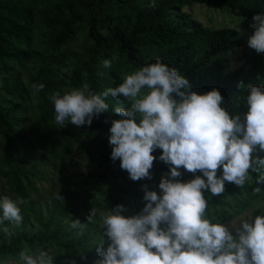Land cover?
I'll use <instances>...</instances> for the list:
<instances>
[{
    "label": "rangeland",
    "instance_id": "obj_1",
    "mask_svg": "<svg viewBox=\"0 0 264 264\" xmlns=\"http://www.w3.org/2000/svg\"><path fill=\"white\" fill-rule=\"evenodd\" d=\"M160 1L0 0V17L4 18L11 17L12 10L24 3L28 6V12L15 20L22 25L20 35L7 27L0 29L12 51L24 55L0 57V107L7 119L0 120V200L8 196L26 201L20 205L23 219L19 226L8 221L0 224V245L15 246L13 253L0 251V264H20L21 251L31 254L36 249L48 251L54 264H94L98 244L106 239L100 213L107 214L121 204L126 209L123 215L138 214L146 203L144 186L160 194L161 177L169 172V166L159 160L160 149L153 153L157 159L150 170L152 179L133 181L120 168V161L111 159L110 128L92 126L97 118L90 126L77 127L66 121V126L61 127L55 122L54 105L49 99L56 91L63 94L87 84L84 73L74 78L82 61L93 63L90 69L96 75L95 84L92 85L90 76L89 85L97 94L118 86L126 75L138 70L140 66L110 41L111 28L113 23L129 22L140 9ZM66 2L83 7L84 19L74 21L65 39L57 43L51 36L53 28L48 19L56 7ZM91 9L93 12L89 13ZM165 11L172 25H179L178 34L165 46L180 45L200 29L233 28L241 37L239 45L212 58L216 66L209 80L233 78L241 93L247 85H238L246 75L259 71L264 80V54H258L247 44L254 31L250 27L252 19L241 12L196 0H167ZM148 39L140 42L141 47L149 43ZM189 52L198 56L203 49L195 51L190 47ZM113 56L117 59L112 67L104 68L103 61ZM39 84L44 88L37 92L35 86ZM106 103H112L113 109L120 103L126 110L129 107L122 97L120 101L108 97ZM113 109L106 120L109 124L121 119ZM107 149L110 157L105 159ZM180 170L181 181L194 178L192 173ZM260 174H264V166L260 172L250 173L243 188L226 182L225 192L219 196L205 192L207 211L214 223L234 230L241 220L264 213V183L255 182ZM257 187L259 192L255 191ZM58 195L63 199H57ZM92 208L97 210V216L88 222L86 217ZM77 219L80 223L73 227ZM44 235L49 237L41 241Z\"/></svg>",
    "mask_w": 264,
    "mask_h": 264
},
{
    "label": "clouds",
    "instance_id": "obj_2",
    "mask_svg": "<svg viewBox=\"0 0 264 264\" xmlns=\"http://www.w3.org/2000/svg\"><path fill=\"white\" fill-rule=\"evenodd\" d=\"M252 21L248 47L264 54V14L254 15ZM116 59H106L102 66L110 69ZM243 86V82L238 85ZM35 88L39 92L44 85ZM247 91L243 116L230 115L222 107L225 99L218 89L194 91L176 68L157 59L102 93L85 83L49 97L61 127L66 121L90 126L109 110L108 97L117 101L122 97L129 107L126 110L120 103L113 109L121 119L112 120L109 129L112 161L119 160L133 181L152 179L157 149L159 160L169 166L158 185L160 194L144 186L146 203L138 214L123 215L126 209L121 204L100 213L106 239L98 244L94 264H264V213L241 220L232 230L213 222L205 196V192L221 195L226 182L243 188L250 173L264 166V84H249ZM181 168L194 178L181 181ZM255 182L264 183V174ZM25 203L22 198L3 197L0 224L19 226L20 205ZM96 216L92 208L86 220L93 222ZM79 223L74 220L72 226ZM19 257L20 264H54L46 250L31 254L24 250Z\"/></svg>",
    "mask_w": 264,
    "mask_h": 264
},
{
    "label": "trees",
    "instance_id": "obj_3",
    "mask_svg": "<svg viewBox=\"0 0 264 264\" xmlns=\"http://www.w3.org/2000/svg\"><path fill=\"white\" fill-rule=\"evenodd\" d=\"M210 6L221 8H229L233 11L241 12L249 19L256 14H264V0H196ZM167 0H162L153 4L150 7L140 9L137 14L125 23H113L112 34L110 41L117 43L118 48L124 52L127 58L142 66L154 63L157 59L161 60L170 67L176 68L178 72L186 77L192 85V90L203 93L216 88L224 97V107L230 115L241 114L247 110L244 98L248 94L247 88L249 84L261 85L264 80L259 71H255L245 76L243 83L247 85L244 93L237 89V85L233 78L228 79H212L213 67L216 66L213 57L218 53H225L227 50L236 47L241 42V37L233 28H224L220 30L200 29L199 32L191 34L185 38L184 42L174 47L165 46L172 42L175 35L178 34L179 25H172V19L165 11ZM12 10V9H11ZM83 7L74 5L71 2L60 4L56 7L55 12L48 19L53 30L51 36L59 43L62 42L68 35L70 26L74 21L84 19ZM28 12L26 3L21 5L16 11L12 10L11 17H0V29L4 30L7 27L11 33L16 36L22 33V25L17 19L23 17ZM92 9L89 13H92ZM0 31V57L14 55L17 58L24 55L19 52H13V47L8 43L4 33ZM149 37L148 44L141 47L140 42ZM192 47L195 51L203 49V52L194 56L189 52ZM93 63L90 61H82L80 66L74 71V78H78L82 73L85 74L87 84L89 85L90 76L93 77L92 85L96 75L92 68ZM260 73V74H259ZM239 75V70L235 72ZM44 82L46 81L43 79ZM47 82V81H46ZM92 85H89L92 86ZM47 86V85H46ZM231 103V106L228 104ZM109 110L102 113L95 123L94 127L110 128L106 120L113 109V104L109 103ZM239 105V106H237ZM6 112L0 107V120L6 119ZM105 119V120H103ZM110 151L104 152V157L107 159ZM49 235H44L40 240H46ZM15 246L13 243L0 245V251L13 253Z\"/></svg>",
    "mask_w": 264,
    "mask_h": 264
}]
</instances>
